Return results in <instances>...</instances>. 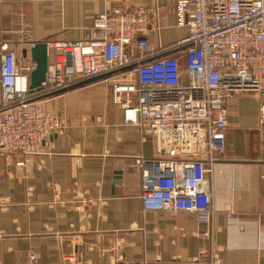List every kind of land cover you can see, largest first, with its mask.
I'll list each match as a JSON object with an SVG mask.
<instances>
[{"label": "crops", "instance_id": "crops-1", "mask_svg": "<svg viewBox=\"0 0 264 264\" xmlns=\"http://www.w3.org/2000/svg\"><path fill=\"white\" fill-rule=\"evenodd\" d=\"M176 2L0 0V61L4 44L27 64L34 60L31 42L81 39L99 14L116 6L146 8L150 24L143 36L171 47L188 35L178 25ZM44 104L65 127L23 165L19 153L0 155V264H186L211 245L224 264H264V150L254 94L228 103L225 157L211 175L216 211L210 226L194 213L144 210L134 157L156 158L157 143L124 122L107 82ZM207 227L211 238L197 235Z\"/></svg>", "mask_w": 264, "mask_h": 264}, {"label": "built area", "instance_id": "built-area-1", "mask_svg": "<svg viewBox=\"0 0 264 264\" xmlns=\"http://www.w3.org/2000/svg\"><path fill=\"white\" fill-rule=\"evenodd\" d=\"M176 16L188 35L168 48L143 36L150 24L144 7H112L81 39L47 42L49 62L39 91L30 88L36 61L19 62L16 47L4 44L0 155L19 153L22 165L31 161L65 127L44 107V95L104 75L124 122L157 143L156 158L134 157L144 210L194 213L210 226L216 211L211 175L225 157L228 103L239 94L259 101L264 150V0H177ZM177 47L180 52H173ZM212 232L207 227L197 235L211 238ZM185 263L224 264L212 245Z\"/></svg>", "mask_w": 264, "mask_h": 264}, {"label": "water", "instance_id": "water-1", "mask_svg": "<svg viewBox=\"0 0 264 264\" xmlns=\"http://www.w3.org/2000/svg\"><path fill=\"white\" fill-rule=\"evenodd\" d=\"M48 46L46 42H36L34 46L30 47V52L32 55V58L36 61L37 66L36 68L32 71L31 76H30V88L32 90H41L42 88V82L46 78V72L48 68V62H49V56H48ZM104 78V75L98 76L91 78L89 80H85L79 83H76L70 87L63 88L61 90L55 91L53 93H49L44 95L45 98L52 97L55 95L62 94L68 90L81 87L83 85L101 80Z\"/></svg>", "mask_w": 264, "mask_h": 264}, {"label": "rangeland", "instance_id": "rangeland-1", "mask_svg": "<svg viewBox=\"0 0 264 264\" xmlns=\"http://www.w3.org/2000/svg\"><path fill=\"white\" fill-rule=\"evenodd\" d=\"M250 94H251V93H250ZM43 105H45L44 102H43Z\"/></svg>", "mask_w": 264, "mask_h": 264}]
</instances>
